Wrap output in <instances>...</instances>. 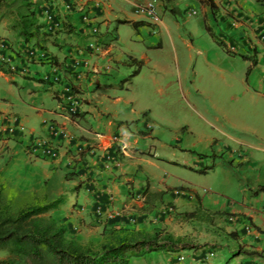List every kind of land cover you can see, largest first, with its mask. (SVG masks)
I'll return each mask as SVG.
<instances>
[{"label": "crops", "instance_id": "0c3cea01", "mask_svg": "<svg viewBox=\"0 0 264 264\" xmlns=\"http://www.w3.org/2000/svg\"><path fill=\"white\" fill-rule=\"evenodd\" d=\"M30 1L33 8L40 12L41 0ZM88 1L92 4L97 0ZM184 1L103 0L102 8L93 11L101 30L100 41L105 49L100 53L88 50L89 53L78 55V50L88 48L91 41L79 32L80 15L77 13L68 16L71 27L68 26L63 32L53 36L33 37L28 41L18 37L10 29L12 18L0 20V37L8 39L23 54L28 49L34 51L27 64L29 74L22 76L0 72V78L4 82L20 86L18 92L11 88L10 91H0V113L16 115L24 125V130L17 131L15 139L0 141V182L4 187V195L11 200L14 209L30 203L47 204L61 199L58 208L51 210L48 215L65 227L69 238L83 243L99 242L103 234L113 230L145 228L144 223L150 213L142 210L147 204L141 203L146 200L143 190H147L146 195L154 193L151 183L154 178L152 179L149 169H158L160 161L168 159L160 157L157 151H149L152 158L142 156L143 152L137 148L140 141L156 134L153 131L147 135L138 127L135 128L136 131L132 128L141 115L142 124L147 128L146 121L151 118V105L147 94L136 97L131 94L129 85L133 79L127 83L122 81L129 76L126 74L132 69L130 58L139 61L141 57L140 61L153 69L158 65L147 59L146 55L140 56L138 48L123 53L116 49L113 42L121 41L122 28L130 29L133 37H136L146 25L153 26L158 32L164 28L169 35L163 21L155 24L139 12L141 6L152 3L156 13L173 11L174 16H197L194 33H190L194 42L189 44L192 50L197 48L196 70H200L202 64L214 65L216 69L219 65V68L223 67V59L226 60L223 49L227 51L225 48L231 44H239V51L242 50L250 58L243 61L248 63L253 83L245 85L243 93L251 103L253 124L245 123L250 122L245 116L238 118V124L254 138V144L245 138L233 139L227 134L224 139L240 146V152L245 154L241 156H244L243 162H248L258 154L260 162L257 169L252 165L255 169L253 176L247 174L248 172L244 175L249 187L243 190L242 202L227 201L221 204L212 198H202V206L214 214L238 215L241 225L238 229H241L246 239H259L264 243V192L250 194V190L256 191L264 185V162H261V158H264V6L252 0H233L225 4L222 2L221 8L217 4L221 0H213L218 8V13L213 15L202 0H191L193 5L186 2L181 7ZM232 8L241 13L240 23H235L233 17H230ZM217 15H220L219 19ZM122 21L139 22V25L134 28L130 23H121ZM208 30L217 36L222 45L216 40L211 45ZM113 37L116 41H111ZM41 51L46 58H40ZM76 58L79 59V65L75 69L73 64ZM174 59L177 64L176 53ZM16 63L19 66L24 65V58ZM53 67H57L60 76L56 84L52 82ZM44 77H47L46 82L41 81ZM152 80L155 83V77ZM65 84L73 86L80 99L78 114L73 117L65 113L60 102V94ZM142 97L144 104L141 102ZM225 117L231 120L226 115ZM50 125L65 130L68 137H53L49 130ZM115 136L127 145L128 157H119L116 154L117 145L113 142ZM33 138L54 142L57 145L58 158H35L28 148ZM80 145H93L94 155L88 152L78 154L77 148ZM226 148L230 149L228 143ZM154 149L157 150L156 146ZM181 150L183 157L179 155L173 163L193 169L189 164L197 158L195 164H200L198 154H193L192 146L185 145L180 147ZM107 154L116 159L109 167L105 166L103 159ZM97 209L101 210L100 214H97ZM112 210L119 212L120 216L107 218ZM247 226L250 227L249 232L245 229ZM246 243L250 242L246 240ZM197 254L195 251L194 255ZM4 256L0 254V259ZM130 264L177 263L169 253L159 252L150 259H133Z\"/></svg>", "mask_w": 264, "mask_h": 264}, {"label": "rangeland", "instance_id": "374dc122", "mask_svg": "<svg viewBox=\"0 0 264 264\" xmlns=\"http://www.w3.org/2000/svg\"><path fill=\"white\" fill-rule=\"evenodd\" d=\"M252 1L262 5L259 0ZM186 2L193 5L191 0H185L181 7ZM217 2L223 8L222 2L225 4L233 0ZM231 12L233 21L240 23L241 13L234 8ZM217 13L218 11L215 15ZM157 15L169 30V35L164 28L158 32L153 26L146 25L136 37H133L130 29L122 28L121 41L113 42L116 49L123 53L138 48L140 56L144 54L158 65L153 69L143 62L141 73L132 78L129 85L130 92L135 97L147 94L151 105V118L146 121L148 128L143 126L141 115L139 121L132 126L134 130L131 129L136 131L135 128L138 127L147 135L156 131L152 136L156 138L147 137L145 141H140L137 148L143 152L142 156L152 158L149 151H157L160 157L169 160L160 161L158 169H149L152 179L154 178L151 182L153 192L165 193L160 201L147 204L145 201L141 202L146 204L142 210L150 213L142 231L152 233L159 230L177 239L179 250L169 253L177 264H264V243L259 239H246L241 229H238L241 226L238 215H216L204 207L201 219L183 215L196 210L194 195L199 196L201 204L202 198H212L221 204L227 201L242 202L243 190L249 187L244 175L247 172L250 176L255 174L252 165L258 168L259 154L255 158L251 157L248 162H243L244 156H241L245 154L240 152V146L224 139L227 134L233 139L245 138L254 144V138L238 124L241 116L250 121L245 123L253 124L251 103L243 93L245 85L253 83L248 63H244L242 58L244 53L239 51V44H234L237 48L234 53L223 49L226 58L223 59V67L219 68V65L216 69L214 65L202 64L200 70H196L197 48L192 50L189 44L194 42L190 33H194L197 16H174L170 12ZM219 17L217 15L218 19ZM208 35L211 45L215 44V39L211 34ZM175 53L178 57L177 64ZM141 59L139 57V61ZM136 68L132 66L126 76ZM9 88L18 92L20 86L9 84L0 78V91ZM141 102L144 104L143 97ZM139 106L142 107L141 104ZM225 115L231 120L226 119ZM226 143L230 149L226 148ZM185 145L192 146L193 154H198L200 164H195L197 158L189 164L196 171L173 163L179 155L183 157L180 147ZM261 160L263 163L264 158ZM260 165L262 166L261 163ZM180 188L184 190H179ZM256 191L250 190V194ZM246 240L250 243H246ZM195 251L198 252L196 256ZM210 252L214 253V258L206 260ZM157 253L159 252L145 258L150 259ZM0 254L6 255L2 251ZM179 254L185 256L184 262H177Z\"/></svg>", "mask_w": 264, "mask_h": 264}, {"label": "trees", "instance_id": "16d2710c", "mask_svg": "<svg viewBox=\"0 0 264 264\" xmlns=\"http://www.w3.org/2000/svg\"><path fill=\"white\" fill-rule=\"evenodd\" d=\"M202 1L215 15L217 11L215 2ZM259 1L264 6V0ZM41 11H36L30 0H0V20L12 18L10 29L26 41L42 35L50 36L43 33L39 25ZM171 14L175 13L172 11ZM121 23H130L134 28L139 25V22ZM208 31L222 45L217 36L211 30ZM111 41H116L115 37ZM242 58L250 59L245 55H242ZM254 61L252 60V63H255ZM130 62L137 68L122 83L129 82L140 71L141 61L130 58ZM69 86L74 90L73 86ZM3 190V184L0 182V251L6 254L0 259V264H130L133 259L145 258L152 253L179 250L177 239L159 230L147 233L142 230L119 229L103 234L99 242H80L75 238H69L65 227L48 215L51 210L58 208L61 199L47 204L30 203L14 209ZM258 192H264V185L254 194ZM146 193L147 190L143 193L146 197L145 203H151L160 201L165 192L147 195ZM194 197L197 201L196 210L183 215L191 219H201L204 209L199 196Z\"/></svg>", "mask_w": 264, "mask_h": 264}, {"label": "built area", "instance_id": "2783aa9c", "mask_svg": "<svg viewBox=\"0 0 264 264\" xmlns=\"http://www.w3.org/2000/svg\"><path fill=\"white\" fill-rule=\"evenodd\" d=\"M41 14L39 17V25L42 27V32L53 36L60 32H63L70 24L68 22V16L77 13L80 15V28L79 32L86 36L91 44L88 48L78 50V55L89 53L88 50L93 51L94 53H100L104 51L103 42L100 41L101 30L99 24L95 21V16L93 14L94 9H101L103 6V0L90 4L88 0H41ZM139 12L149 17L153 23H159V18L156 13L154 4L147 3L139 8ZM235 22V21H234ZM236 23V22H235ZM264 39V37H262ZM102 43V44H101ZM235 45H229L228 51L234 53L236 51ZM19 53V54H18ZM16 48L13 47L12 43L6 39L0 37V72L6 74H20L27 75L29 74V68L27 64L31 61L34 51L28 49L27 51L21 53ZM36 53V51H35ZM41 59L46 58L44 52L39 54ZM24 58L25 64L19 66L16 63L20 58ZM83 61V60H82ZM79 65V59L76 58L73 68H77ZM53 83H58L60 80L59 71L57 67L52 68ZM44 80H47V77H44ZM60 102L65 111V113L73 117L77 115L78 108L80 106V99L78 94L72 90V88L65 84L63 86L62 93L60 94ZM24 125L21 123L20 119L16 115L0 113V141L15 139L17 131H23ZM49 130L53 137L55 138H67L68 134L65 130L55 126L50 125ZM113 142L117 145L116 154L119 157L128 156V147L121 139L117 136L113 138ZM30 153L37 159L41 160H55L58 158L57 154V145L47 139L42 138H33L30 140L28 146ZM88 152L90 155H94L95 148L93 145H80L77 148L78 154H83ZM104 164L106 167H109L112 161L116 160L111 154L104 155ZM101 210L97 209V214H100ZM120 216V213L116 210H112L107 218H115ZM246 231H250V227L247 226ZM214 258V253L210 252L206 256V260H211ZM185 256L178 255L177 262H184Z\"/></svg>", "mask_w": 264, "mask_h": 264}, {"label": "clouds", "instance_id": "9594fccd", "mask_svg": "<svg viewBox=\"0 0 264 264\" xmlns=\"http://www.w3.org/2000/svg\"><path fill=\"white\" fill-rule=\"evenodd\" d=\"M159 18V17H158ZM159 21H160V19H159ZM227 49H228V47H227ZM228 51V50H227ZM230 53V52H229ZM148 128V127H147ZM126 157H128V156H126ZM176 194H178L177 192H176ZM143 197V196H142Z\"/></svg>", "mask_w": 264, "mask_h": 264}]
</instances>
